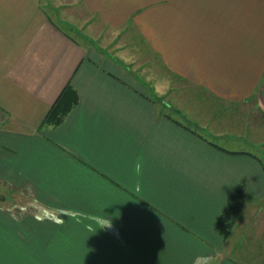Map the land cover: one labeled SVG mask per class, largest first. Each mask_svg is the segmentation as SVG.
<instances>
[{"label":"crops","instance_id":"obj_1","mask_svg":"<svg viewBox=\"0 0 264 264\" xmlns=\"http://www.w3.org/2000/svg\"><path fill=\"white\" fill-rule=\"evenodd\" d=\"M0 191V264H264V0H0Z\"/></svg>","mask_w":264,"mask_h":264},{"label":"trees","instance_id":"obj_2","mask_svg":"<svg viewBox=\"0 0 264 264\" xmlns=\"http://www.w3.org/2000/svg\"><path fill=\"white\" fill-rule=\"evenodd\" d=\"M78 102L79 98L76 90L71 84H68L50 108L45 117V122L53 125L60 124ZM245 199V187L241 184L232 195L216 224L217 231L225 238L231 234L236 223L240 206Z\"/></svg>","mask_w":264,"mask_h":264},{"label":"clouds","instance_id":"obj_3","mask_svg":"<svg viewBox=\"0 0 264 264\" xmlns=\"http://www.w3.org/2000/svg\"><path fill=\"white\" fill-rule=\"evenodd\" d=\"M142 169H143V157H138L137 160L134 162V166H133L134 174L140 175L142 173ZM137 190H139L138 186H137ZM111 223H112V218L101 217L95 223L94 228H90L89 230L90 231L102 230L106 227H110ZM211 259H212L211 257H200L198 258L197 264H199L200 260H203L204 264H211Z\"/></svg>","mask_w":264,"mask_h":264},{"label":"rangeland","instance_id":"obj_4","mask_svg":"<svg viewBox=\"0 0 264 264\" xmlns=\"http://www.w3.org/2000/svg\"><path fill=\"white\" fill-rule=\"evenodd\" d=\"M261 156H263V155H261ZM5 196L9 197V199H10V201L6 205L4 204L5 206H11L13 202H15L17 205L19 203H23L22 201H24V198L18 196L15 193H7V192L0 191V199L2 200ZM258 198L259 197H257V195L250 193L249 198H246V199L258 200ZM262 200H264V196H261V201ZM2 201H4V200H2ZM261 211H262L261 214H264V209H262Z\"/></svg>","mask_w":264,"mask_h":264}]
</instances>
